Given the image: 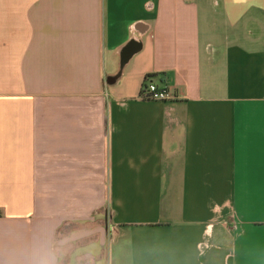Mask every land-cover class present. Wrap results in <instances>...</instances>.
Instances as JSON below:
<instances>
[{
    "label": "crops",
    "instance_id": "crops-1",
    "mask_svg": "<svg viewBox=\"0 0 264 264\" xmlns=\"http://www.w3.org/2000/svg\"><path fill=\"white\" fill-rule=\"evenodd\" d=\"M0 264H264V0H0Z\"/></svg>",
    "mask_w": 264,
    "mask_h": 264
},
{
    "label": "built area",
    "instance_id": "built-area-1",
    "mask_svg": "<svg viewBox=\"0 0 264 264\" xmlns=\"http://www.w3.org/2000/svg\"><path fill=\"white\" fill-rule=\"evenodd\" d=\"M140 98L144 101L160 103L173 102L175 100V96L169 93L167 88L158 87L149 80H145Z\"/></svg>",
    "mask_w": 264,
    "mask_h": 264
}]
</instances>
